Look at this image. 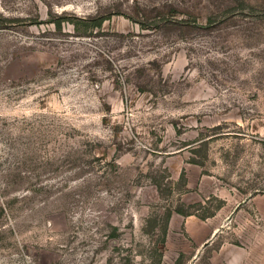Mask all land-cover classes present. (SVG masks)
I'll return each mask as SVG.
<instances>
[{"label":"rangeland","instance_id":"obj_1","mask_svg":"<svg viewBox=\"0 0 264 264\" xmlns=\"http://www.w3.org/2000/svg\"><path fill=\"white\" fill-rule=\"evenodd\" d=\"M0 264H264V0H0Z\"/></svg>","mask_w":264,"mask_h":264},{"label":"trees","instance_id":"obj_2","mask_svg":"<svg viewBox=\"0 0 264 264\" xmlns=\"http://www.w3.org/2000/svg\"><path fill=\"white\" fill-rule=\"evenodd\" d=\"M105 20V18H100L99 21H98V24L96 26H101L102 25V22ZM181 212V211H180ZM183 213V212H182ZM214 214L213 213H210L209 215H204L202 216V218H207L209 216H212ZM171 218V212H169V214L167 215V219H166V224L164 226V238H163V244L166 242V234H167V229H168V223H169V220Z\"/></svg>","mask_w":264,"mask_h":264}]
</instances>
